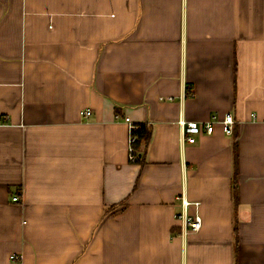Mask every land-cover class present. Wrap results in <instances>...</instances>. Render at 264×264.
<instances>
[{"label": "crops", "instance_id": "obj_1", "mask_svg": "<svg viewBox=\"0 0 264 264\" xmlns=\"http://www.w3.org/2000/svg\"><path fill=\"white\" fill-rule=\"evenodd\" d=\"M0 264H264V0H0Z\"/></svg>", "mask_w": 264, "mask_h": 264}, {"label": "built area", "instance_id": "obj_2", "mask_svg": "<svg viewBox=\"0 0 264 264\" xmlns=\"http://www.w3.org/2000/svg\"><path fill=\"white\" fill-rule=\"evenodd\" d=\"M83 115L90 116L91 112L87 111L84 112ZM217 121L216 117H213L211 121L207 123H197V122H185L181 121L182 126V140L183 142H187L188 144H195L197 142V138L203 134H212L214 132V123ZM125 122L129 125L131 131V138H130V160L135 162L137 160V156L135 155L134 144L137 140V137L132 133L133 124L129 118L125 119ZM224 132L227 136L234 135V127H235V119L233 114L227 113L223 117L221 121ZM20 197L14 196L13 202H19ZM191 205L189 201H187L184 197H182V213L177 217L184 222L185 224V231L183 235H188L190 233H197L202 228V218L199 215L194 217L188 214V207ZM21 258L14 254L11 255L12 261H19Z\"/></svg>", "mask_w": 264, "mask_h": 264}, {"label": "trees", "instance_id": "obj_3", "mask_svg": "<svg viewBox=\"0 0 264 264\" xmlns=\"http://www.w3.org/2000/svg\"><path fill=\"white\" fill-rule=\"evenodd\" d=\"M132 133L137 137V140L134 144V149L136 151L135 155L137 156L141 148L149 144L151 137H152V129L145 124H138V125H133ZM138 160L139 158L137 156V160L135 162H137ZM234 191L236 194L237 192L236 184L234 186Z\"/></svg>", "mask_w": 264, "mask_h": 264}]
</instances>
